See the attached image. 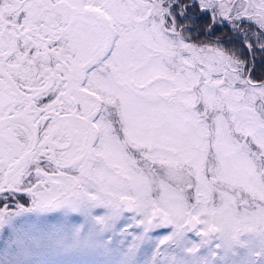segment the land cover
<instances>
[{
  "label": "snow or ice",
  "instance_id": "6c2138e0",
  "mask_svg": "<svg viewBox=\"0 0 264 264\" xmlns=\"http://www.w3.org/2000/svg\"><path fill=\"white\" fill-rule=\"evenodd\" d=\"M0 264H264V0H0Z\"/></svg>",
  "mask_w": 264,
  "mask_h": 264
}]
</instances>
